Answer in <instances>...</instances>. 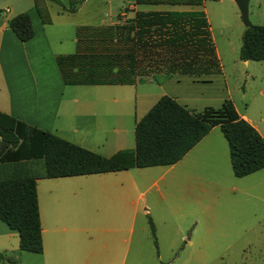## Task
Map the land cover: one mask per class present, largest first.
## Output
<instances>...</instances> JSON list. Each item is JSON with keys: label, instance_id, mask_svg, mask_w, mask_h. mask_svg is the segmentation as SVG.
Listing matches in <instances>:
<instances>
[{"label": "crops", "instance_id": "1", "mask_svg": "<svg viewBox=\"0 0 264 264\" xmlns=\"http://www.w3.org/2000/svg\"><path fill=\"white\" fill-rule=\"evenodd\" d=\"M49 2L55 3L45 0L46 5ZM131 2L130 6L119 7L114 20L107 24L118 22L117 15L121 17L119 22L129 18L135 10L188 8L165 4H135L133 0ZM57 5V10L50 15V22L43 24L38 19L36 27H31L32 37L26 41L18 40L8 26H5L7 20L6 24L4 21L0 23V56L4 61L8 62L12 49L23 50L26 59V53L38 46L48 55L50 63L55 65L54 71H57L52 82L40 81L39 84L34 81L33 88L25 96H18L11 92L0 65V112L13 116L27 126L53 133L104 157L121 155L122 158L129 159L133 155L134 122L156 101L154 98L161 96L153 95L151 88L139 85L144 82L161 84V81L144 76L136 79L133 84H63L55 63L56 55L67 54L60 50V47L67 48V45H62L60 26H73L71 42L74 51L75 28L81 25L70 24L65 18H61L63 13L72 12H67ZM139 5L164 7L138 9ZM214 53L218 61L215 48ZM249 61L251 60H245L243 63L248 65ZM173 75L195 76L172 73L163 78ZM210 75L212 74L195 77ZM169 97L191 112H202L204 109L180 103L177 95ZM185 100L190 101L189 98ZM235 111L237 116L250 123L264 140V133L258 125L243 112ZM216 127L218 126L211 127L178 161L170 165L131 166L117 171L49 178L44 177L42 173L26 175L35 179L42 251L34 253L20 250L16 230L10 229L0 220V254L15 260L14 263L0 261V264L137 262L139 245L137 239L133 240V235L142 228L139 226L140 213L147 215L149 210L142 208L140 211L138 201L143 199L146 190L166 173H169V177L164 186L174 187L177 184L180 194L197 199L199 207V224L191 231L193 238L186 239L181 253H186L183 249L193 245L195 248L192 252L199 258L219 257L224 253V250H217L220 245L222 249L235 246L243 250L249 242L244 237L247 231L244 218L232 220L223 228L217 225V200L240 190L237 187L241 186V183L230 178L227 167L231 174L232 171L227 143L222 134L215 132ZM33 161L35 160L0 162V180L24 177L19 176V165ZM262 169L264 168L242 177L255 175L257 183L260 184L261 178L255 173ZM3 171L5 174H2ZM232 176L239 178L233 174ZM153 243L156 246L155 237ZM150 252L154 256V252ZM155 253L159 259L161 255Z\"/></svg>", "mask_w": 264, "mask_h": 264}, {"label": "trees", "instance_id": "2", "mask_svg": "<svg viewBox=\"0 0 264 264\" xmlns=\"http://www.w3.org/2000/svg\"><path fill=\"white\" fill-rule=\"evenodd\" d=\"M74 12L82 1L50 0ZM135 4H165L187 9L135 10L129 18L105 25L75 28L74 51L55 56L63 84H133L172 73L206 75L219 72L202 0H133ZM41 23L50 18L45 0H32ZM128 10V8H124ZM20 41L32 37L29 16L22 12L7 19ZM238 57L264 61V24L244 27ZM213 126H218L227 147L232 174L242 177L264 168V140L245 119L238 117L230 100L219 110L191 112L167 95L159 96L134 122L133 155L104 157L48 131L27 126L0 112V162L41 160L44 177L117 171L128 167L170 165L178 161ZM0 220L17 232L20 250L40 253L41 231L32 176L0 180ZM153 237V226L147 218ZM0 261L14 263L0 254Z\"/></svg>", "mask_w": 264, "mask_h": 264}, {"label": "rangeland", "instance_id": "3", "mask_svg": "<svg viewBox=\"0 0 264 264\" xmlns=\"http://www.w3.org/2000/svg\"><path fill=\"white\" fill-rule=\"evenodd\" d=\"M60 1L67 3V0ZM131 3V0H82L74 12L63 13L61 18L74 25L107 24L114 20L119 7L130 6ZM161 7L164 6H137L138 9ZM45 8L50 18L58 5L49 2L48 5L45 4ZM197 8L203 10L209 24L220 71L208 77H161V84L144 82L139 86L151 88L153 95H177L180 103H187L188 107L196 109L207 107L217 111L225 106L226 100H230L235 113V110L243 112L264 133V61H249L245 65L244 60L238 57L240 35L244 26L234 0H202ZM22 12L29 16L31 27L35 28L38 18L32 0H0V23L4 21L6 24L8 18ZM247 12L252 25L264 24V0H247ZM60 30L62 45H67V48L60 47V50L70 53L73 51V26L64 24L60 26ZM23 53V50L12 49L8 62L0 56L6 81L11 92L18 96H25L33 88L34 81L39 84L40 81L52 82L57 74L54 71L55 65L50 63V58L41 47L34 46L30 49L26 53V59ZM185 98L190 101L187 102ZM215 132L221 134L218 127ZM41 163V160L24 162L19 165V176L42 173ZM227 168L230 178L237 180L241 186L237 187L240 190L217 200V225L223 228L232 220L244 218L247 228L244 237L249 241L247 246L240 250L241 247L235 246L222 249L220 245L217 250H224V253L219 257H195L192 252L194 245L183 249L186 253H181L186 239L193 238L191 231L199 224V207L197 199L180 194L177 184L174 187L164 186L169 177V173H166L138 201L140 211L142 208L149 210L147 215L140 213L139 226L143 229L140 228L133 235V240L137 239L139 245L138 261L133 264H264V169L255 173L261 178V183L258 184L255 175L234 178L229 167ZM148 217L153 225L156 246L147 224ZM150 251L154 252V256ZM155 252L161 255L159 259Z\"/></svg>", "mask_w": 264, "mask_h": 264}, {"label": "water", "instance_id": "4", "mask_svg": "<svg viewBox=\"0 0 264 264\" xmlns=\"http://www.w3.org/2000/svg\"><path fill=\"white\" fill-rule=\"evenodd\" d=\"M239 14H240V18H241V22L243 24L244 27H249L251 26V23L248 19V12H247V0H234Z\"/></svg>", "mask_w": 264, "mask_h": 264}]
</instances>
